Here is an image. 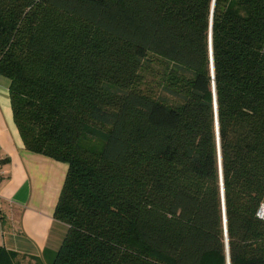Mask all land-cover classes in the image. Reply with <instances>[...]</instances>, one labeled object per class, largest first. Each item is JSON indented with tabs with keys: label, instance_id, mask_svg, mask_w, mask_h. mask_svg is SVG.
<instances>
[{
	"label": "trees",
	"instance_id": "obj_1",
	"mask_svg": "<svg viewBox=\"0 0 264 264\" xmlns=\"http://www.w3.org/2000/svg\"><path fill=\"white\" fill-rule=\"evenodd\" d=\"M0 74L69 165L51 264H264V0H0Z\"/></svg>",
	"mask_w": 264,
	"mask_h": 264
},
{
	"label": "crops",
	"instance_id": "obj_2",
	"mask_svg": "<svg viewBox=\"0 0 264 264\" xmlns=\"http://www.w3.org/2000/svg\"><path fill=\"white\" fill-rule=\"evenodd\" d=\"M10 84L0 74V247L17 264H51L67 231L55 210L69 165L26 148Z\"/></svg>",
	"mask_w": 264,
	"mask_h": 264
},
{
	"label": "built area",
	"instance_id": "obj_3",
	"mask_svg": "<svg viewBox=\"0 0 264 264\" xmlns=\"http://www.w3.org/2000/svg\"><path fill=\"white\" fill-rule=\"evenodd\" d=\"M258 216L264 220V201L260 204V207L258 209Z\"/></svg>",
	"mask_w": 264,
	"mask_h": 264
},
{
	"label": "water",
	"instance_id": "obj_4",
	"mask_svg": "<svg viewBox=\"0 0 264 264\" xmlns=\"http://www.w3.org/2000/svg\"><path fill=\"white\" fill-rule=\"evenodd\" d=\"M215 84V83H214ZM215 100H216V95H215ZM223 193H224V187H223ZM224 203V214H225V202L223 201ZM225 228H226V233H227V220H226V214H225ZM227 252H228V264H230V257H229V250H228V247H227Z\"/></svg>",
	"mask_w": 264,
	"mask_h": 264
},
{
	"label": "rangeland",
	"instance_id": "obj_5",
	"mask_svg": "<svg viewBox=\"0 0 264 264\" xmlns=\"http://www.w3.org/2000/svg\"><path fill=\"white\" fill-rule=\"evenodd\" d=\"M158 65H161V64H159V63H157Z\"/></svg>",
	"mask_w": 264,
	"mask_h": 264
}]
</instances>
